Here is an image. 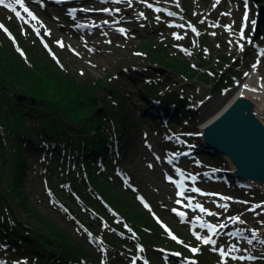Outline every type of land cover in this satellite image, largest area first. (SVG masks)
<instances>
[{
	"label": "rangeland",
	"instance_id": "374dc122",
	"mask_svg": "<svg viewBox=\"0 0 264 264\" xmlns=\"http://www.w3.org/2000/svg\"><path fill=\"white\" fill-rule=\"evenodd\" d=\"M170 1L23 0L21 5L15 0H4V4H0V24L4 28L9 26L10 29L6 32L4 28H0V38H3L5 43L9 40L10 47L21 56L26 55V50L31 54L40 53L37 56L43 70L39 69V72L43 71L45 74L44 76L40 74L38 78L33 79L35 82H43L44 77L51 75L52 70L51 72L48 70L54 69L49 66L51 63L71 73L73 77L86 80L88 88L96 80L101 83V87L92 92L97 93L96 99L99 103H106L112 109H116V113L108 114L117 116L113 123L111 121L109 123L113 128L111 131L117 134L119 146L123 150L120 149V157L118 156L117 163L115 161V168L118 169L115 183L118 184L116 187L110 185L107 179L110 173L104 170L107 167L106 164L110 165L106 160L97 165L99 171L98 168L94 169V172H98L95 177H91L86 169V177H89L91 181L100 177V187L112 190L118 188L123 189L125 193H130L135 201L129 199L128 203L136 207V216L140 218L145 216L151 222L156 223L159 230L154 231L152 235L162 239V246L166 251L174 250L175 254L178 252L179 255L170 253V259L164 260L161 255L165 250L160 251L153 248L148 239L143 240L141 237L144 236L145 229L140 226L136 227L128 213L131 207L120 209L110 199L104 197L101 204L103 208L107 206L110 211L106 213L98 207V212H93L91 206L95 205V202L90 197L82 200L71 190V186L75 188V184L82 178L76 175L72 182H67L62 178L63 174L59 177L56 174L47 176L41 158L42 153L39 154L41 156L27 154L28 167L23 177L26 201L19 204L18 211L16 206V213L22 222L29 223L27 216L30 214L29 217L32 219L39 217L49 220L63 231L73 235L75 243H68L56 236L53 238L61 244V251L64 252L58 251L61 256L67 257L65 254L67 251L78 254L82 258V264H134L133 258L131 259L127 253L129 250L135 252L138 242L143 245V252L149 256L151 264H178V261L183 260L180 259L181 255L197 258L198 261L195 264H264L261 259H257L256 262L239 259L245 249L248 250L247 252L258 253L260 245L264 247L263 244L255 241L259 238L258 230L264 229V190L260 188L249 190L240 186L236 179H232L227 172L223 173V170H228L229 167L224 156L200 150V144L195 136L200 123L192 121L195 115L186 120L179 116L178 111L171 112L169 108L167 112L172 117H169V121L163 122L158 106L163 105L159 103V95L165 87L160 89L161 92H157L156 100L151 99L153 94L148 93L147 87L152 84V77L160 75L158 72H155L156 74L152 72L146 65L151 63L146 62L147 58L144 55L156 43L162 45L164 42L167 50L173 53L176 51L175 55L181 58L189 57L188 59L192 61L190 65L201 69L202 66L195 62V52H183L178 46L186 44L185 40L190 33V42H193L194 37L198 41V38H202L205 34V39L201 41L202 44L198 45L196 41L190 47L199 46L203 57L211 60L214 55L213 57L216 58L213 60L217 61L218 56L222 54L228 57V51L223 53V50H232L229 38L236 39L237 44L239 37L236 38V34L240 35L243 28L245 33L253 36L256 25L254 28L250 23L247 27L244 25L245 11L237 0H223L222 2L219 0H179L183 3L186 14L192 18L193 23H204V26L203 33L199 36L193 33L190 27L186 28L190 33L176 30V34L184 37V39L176 40L173 35L175 31L171 33L173 30L169 28V21L178 22L179 19L169 18L159 9L154 10L150 4L173 5L175 11L179 10V5L175 1ZM250 2L249 20L256 21L259 9L254 0ZM259 4H264V0H261ZM5 5L9 6L5 7ZM25 8L36 19H33ZM103 9H110V11H103ZM227 11L228 14H225ZM186 24H188L187 21L182 23V25ZM228 24L231 28H227ZM35 29L41 31L43 39L36 36ZM234 30L236 33L231 35ZM174 41H176L175 44ZM254 49L256 50L247 49L234 63L227 65L228 70L222 71L221 83L219 82L220 85L215 89L213 96L224 93V89L237 87L232 75L238 76L235 79H244V69L253 68L256 61L261 62V68L264 71V57L258 58V53L264 49L255 46ZM229 62H232L231 57ZM166 63H168L167 69L179 70L177 67L179 64L176 66L173 62ZM16 66L17 64H12L8 68L15 72L18 69ZM210 67H203L202 71L208 73L207 70ZM185 70L186 72L192 71L191 69ZM182 72L186 74L185 71ZM211 76L210 74L208 78L211 84H206L207 86L204 84L202 86L199 82L191 83L189 80L186 82L183 75L177 76L178 78L171 76L168 80L175 86L172 90L178 94L182 92L180 90L183 87H186L190 97H192V92L199 95L201 93L203 96L213 92L211 86L214 82ZM200 77L198 76L197 81L201 82ZM33 80L32 84L36 86ZM38 86L43 89L41 85L38 84ZM66 91L77 94L79 98H83L84 92H89L69 86ZM179 97L183 101L187 100L185 103L178 104L181 109L184 111L185 106L190 109L192 101L186 99L187 96L179 94ZM109 113L112 112L109 111ZM149 113H152L153 117H150ZM120 121L124 124L123 128L118 125ZM189 142L195 144L191 148L194 154L185 157L178 165L165 161V157L175 149L187 150ZM90 172L93 171L90 170ZM104 172L107 174L104 175ZM191 173L196 174L193 183L188 181L191 180ZM185 185L187 187H183ZM50 186L54 187L57 194L63 196L62 202L56 199L58 195L54 194ZM195 188H199L200 191H193L192 189ZM75 190L77 193L81 191L78 187ZM181 191L184 192L183 197L178 194ZM214 191H219L222 195L215 196L212 193ZM71 196L72 199L69 202L68 198ZM96 196L99 195L96 193ZM224 196L231 199L224 200L222 199ZM144 199L149 201V205L143 203ZM74 200L76 203H73ZM177 200L182 203H176ZM198 204L202 205L206 211H201L196 207ZM224 205L227 207H223ZM182 206L188 212L186 221H181L173 211L174 207ZM209 213L215 215H209ZM157 217L165 221L167 226L178 235L179 240L172 239L169 233L161 227ZM232 217H239L243 222L231 219ZM212 224H216L218 228L216 234L212 236L216 244L205 245L203 240L196 239V235L205 237L210 229L209 225ZM220 224H225L226 227L219 228ZM237 226H242L243 230ZM237 228L240 234L234 230ZM123 231L127 236L123 234ZM239 235L242 239L238 238ZM6 240L5 235L0 234V245H3L0 247V264L39 262L34 252L23 253L22 256L19 251L15 250L10 252L13 255L5 254ZM79 244L87 249L89 256L86 257L85 254L79 253L77 250L81 248ZM14 245L17 249V245ZM189 245L197 246L200 252L192 255ZM214 248H223L229 255L222 258L220 252L214 251ZM43 253V264L58 262L53 253ZM143 260L144 258L135 264H145ZM39 264L42 263L39 262Z\"/></svg>",
	"mask_w": 264,
	"mask_h": 264
},
{
	"label": "trees",
	"instance_id": "16d2710c",
	"mask_svg": "<svg viewBox=\"0 0 264 264\" xmlns=\"http://www.w3.org/2000/svg\"><path fill=\"white\" fill-rule=\"evenodd\" d=\"M9 44H11L9 40L5 43L4 39L0 38V234L5 235L7 239V245H4L5 254L13 255L10 252L15 250L19 251L22 256L23 253L34 252L38 256L36 260L39 259V262L43 264V252H51L58 260L53 264H82V258L78 254L67 251L65 253L67 257L61 256L59 252L64 253L61 251V244L53 238L56 236L68 243H75L73 235L63 231L49 220L39 217L32 219L27 213L29 223L22 222L16 213V206L18 211L20 205L26 201L23 177L28 167L27 154L41 156L40 153L43 154L41 158L47 176L56 174L59 177L63 174L62 178L67 182H72L76 175L82 178L75 184L81 191L77 193L76 187L72 186L71 190L76 192L82 200L90 197L95 202V205L91 206L93 212H98V207L103 212L110 211L107 206L103 208L101 204L104 197L110 199L120 209H129V206L131 209L128 213L136 227L140 226L145 229L142 238L148 239L152 246H162V239L152 235L154 231L159 230L158 225L145 216H142L143 218L136 216V207L128 203L129 199L135 201L130 193H125L123 189L112 190L100 187V177L94 178L93 181L86 177V169L91 177H95L98 172H94V169L98 168L99 171L97 165L106 160L110 164H106L107 167L104 169L110 173L107 179L113 187L118 184L115 183L117 181L115 161L116 163L118 161L119 153L116 147L120 143L117 134L111 131L113 128L109 123L110 121L113 123L117 116L108 115L116 113V109H112L106 103H99L96 99L97 93L93 94L92 91H97L101 83L96 80L97 83L94 82L88 88L86 80L73 77L71 73L51 63L49 66L54 67V69H48L50 72L52 70L51 75L44 77L43 82H35L33 79L38 78L40 74L43 76L45 74L43 71L39 72V69L43 68L37 56L40 53L35 52V55L26 50V55L21 56ZM165 46L164 42L162 45L156 43L148 49V53H144L148 60L146 62L166 68L168 64L166 62L179 64L176 65L179 70L175 68L170 70L173 76L183 75L185 79L193 83L198 80V76H201L200 80L208 83L207 73L196 70L190 65V61L175 55ZM199 60L198 63L201 66H211L210 69L219 75V69H223L222 61H229V57L222 54L218 56L217 61L213 58L208 60L200 53ZM12 64H17L18 69L15 72L8 68ZM146 65L148 66L149 63ZM185 69L192 71L186 72ZM32 80L38 88L39 84L43 89H38L33 85ZM163 80H152V84L147 87L148 93L156 95L161 89L158 85ZM166 84L167 81L164 80L163 86ZM67 86L76 87L77 90L85 89L89 92H84L83 98H79L77 94L66 91ZM21 95L25 98L21 99ZM164 100L180 103L178 93L166 94ZM118 125L120 128L124 127L122 121ZM120 149L122 150V147ZM50 187L55 194L54 187ZM56 195H58L56 199L62 202L63 196L59 193ZM70 199L72 196L68 198L69 202ZM73 203H76V200ZM81 224L83 225L82 221ZM14 244L17 245V249ZM54 247L59 249H54ZM79 247H81L77 249L79 253L85 254L86 257L89 256L87 249L81 244ZM262 259L264 260V253Z\"/></svg>",
	"mask_w": 264,
	"mask_h": 264
},
{
	"label": "water",
	"instance_id": "95a60500",
	"mask_svg": "<svg viewBox=\"0 0 264 264\" xmlns=\"http://www.w3.org/2000/svg\"><path fill=\"white\" fill-rule=\"evenodd\" d=\"M260 1L254 0L259 9L255 38L264 31V4L260 5ZM153 67L160 75L171 78L167 68ZM245 91L242 88L201 129L199 125L197 137L208 153L225 157L227 173L238 184L264 190V98ZM260 235L264 241V229Z\"/></svg>",
	"mask_w": 264,
	"mask_h": 264
},
{
	"label": "snow or ice",
	"instance_id": "6c2138e0",
	"mask_svg": "<svg viewBox=\"0 0 264 264\" xmlns=\"http://www.w3.org/2000/svg\"><path fill=\"white\" fill-rule=\"evenodd\" d=\"M15 2L17 3V4H23V0H15ZM117 2H119V0H117ZM0 4H4V0H0ZM9 5H5V7H8ZM245 7H246V9H247V0H245ZM13 11H15V9H13ZM25 11L26 12H28V9L27 8H25ZM103 11H110V9H103ZM17 14V16H19L20 14L17 12L16 13ZM28 14L30 15V16H32V18L33 19H36V17L34 16V15H32V13L31 12H28ZM243 22H245V23H250L252 26H253V28L255 27V25H256V21L255 20H249V14H248V12H247V10L245 11V13H244V16H243ZM0 28H4V26L2 25V24H0ZM4 31H8L7 30V28H4ZM240 35H241V37L243 38L244 37V31H243V28L241 29V33H240ZM178 39L180 38V37H177ZM241 47H242V45H241ZM247 75V74H246ZM193 191H196V192H199L200 191V189L199 188H195V189H192ZM180 196H184V192H179L178 193ZM222 199H224V200H229V199H231L230 197H227V196H224V197H222ZM176 203H182V201H180V200H177L176 201ZM196 207H198L201 211H206V209L202 206V205H196ZM223 207H227V205H224ZM259 207V206H258ZM173 211H177L176 209H173ZM177 214L178 215H181V216H183V215H185L184 213H182V212H178L177 211ZM209 215H215L214 213H209ZM198 220H199V217L197 218ZM231 219H234V220H237V221H239V222H243V221H241L240 220V218L239 217H232ZM209 227L213 230V234L215 235L216 234V229H217V225L216 224H212V225H209ZM224 227H226V225L225 224H220L219 225V228H224ZM172 239L173 240H175V239H177L175 236H172ZM196 239L197 240H203V243L205 244V245H209V244H212V245H215L216 244V241L211 237V236H209V237H201V236H199V235H196ZM181 243H183L182 241H181ZM191 252H193V253H197L198 251H199V249L198 248H195V247H192L191 249ZM214 251H216V250H218L219 252H220V255H221V257L223 258V257H226V256H228L229 255V253L228 252H226L223 248H220V249H213ZM141 251H143V249H141ZM175 255H179V253H176ZM239 259H245V257H243V256H241ZM247 259H255V257H252V256H249V257H247ZM145 264H147V262H145ZM190 264H195V262L194 261H192V262H190Z\"/></svg>",
	"mask_w": 264,
	"mask_h": 264
},
{
	"label": "bare ground",
	"instance_id": "6f19581e",
	"mask_svg": "<svg viewBox=\"0 0 264 264\" xmlns=\"http://www.w3.org/2000/svg\"><path fill=\"white\" fill-rule=\"evenodd\" d=\"M245 82L251 84V86L253 88L252 90H248V91H250L249 93H251L252 95H254V94L255 95H260L261 97L264 98V83H263V81L261 79H255V76L254 75H249L247 78H245ZM240 90H241L240 87H237L236 90L233 93H231V95H229L227 97H223V98H211L209 104L208 103H206V104L203 103V105L205 104L207 107L200 108L199 111L196 112V114L198 116V118L196 119V121L200 123L199 124L200 125V129L216 113H218L222 109H224L229 104V102L233 99V97L237 93H239ZM176 110L177 111H180L181 108H179V109L177 108ZM199 143H200V147L201 148H205V147L201 146L202 144H201L200 141H199ZM226 171H228V170H224V172H226Z\"/></svg>",
	"mask_w": 264,
	"mask_h": 264
}]
</instances>
